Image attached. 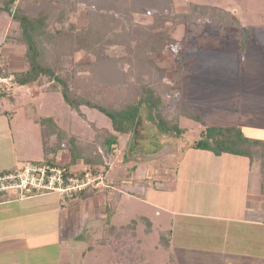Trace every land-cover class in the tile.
<instances>
[{
	"label": "rangeland",
	"instance_id": "1",
	"mask_svg": "<svg viewBox=\"0 0 264 264\" xmlns=\"http://www.w3.org/2000/svg\"><path fill=\"white\" fill-rule=\"evenodd\" d=\"M120 1L125 3L124 0ZM171 3L175 13L187 11L189 3L208 4L225 9L236 17L243 28L251 27L253 29L251 39L257 40L260 46L248 44L245 53L240 55L234 41L220 36L217 27L209 26L205 34L193 36V45L186 47L187 24L177 23L176 19L173 23L171 21V23H166L169 29H173L171 34L176 42L175 46L165 48L160 56L153 52H148L147 56L163 70L160 80L157 82L177 86L176 90H173L174 95L176 94L175 97L179 98L182 106L190 105L199 112L201 119L198 122L180 116L178 126L184 130L180 136L173 132H162L152 118V111L142 105L134 130L119 136L118 142L113 144L115 155L112 156L110 163L113 162V166H111L113 169L118 165L123 168L121 163H126L127 168L125 169L129 173V177L135 171L137 164H139L140 173L143 175L151 174L155 169L162 171L161 169H164L165 166L170 173L178 171L179 176L184 175L186 178L176 185L175 199L173 197L168 199L169 207L171 205L179 213L186 210L202 213L206 210L212 211L214 208L215 211H218V206H213V208L207 206L204 197L210 194L208 191L218 190L217 194L229 191L222 184H219V188L209 186L212 184L211 182L215 181L214 173H216V179L226 177L225 174L217 173V171L220 168L223 169L228 163L220 162L221 159L213 158L210 153L194 150L191 145L199 138L200 131L208 125H236L244 128L248 135L264 138V0H171ZM74 7V10L69 14V22L78 29L85 28L88 23L86 11L92 6H87L82 1ZM154 12L150 9L131 12V18L136 25H139L136 28V34L146 32V25L153 21L152 14ZM16 29L17 22L13 21L6 11H0V68L5 67L10 71L26 68L25 46L12 40L17 32ZM216 40L218 44L216 42L209 43ZM254 41L253 43H255ZM213 44L215 45L213 46ZM182 48H186V63L190 69L187 75L177 83L174 76L177 64L175 50ZM103 54L105 58L127 57L128 51L124 45H110L104 49ZM94 60V55L83 50L76 51L72 55V63L63 62L62 68L65 69V72L62 74L66 75L69 70H75L72 65H76L81 68L76 70V76L87 75L88 72L84 74L82 67ZM130 66L128 63H121L118 66V72L127 75L128 82L132 83L136 77L133 74H127L130 71ZM137 74L140 75V73ZM142 77L144 81H153V78L151 79L148 74H143ZM45 82L46 84L43 86L45 88L52 83ZM0 85H3L9 93L0 97V106L10 110V113L13 114L11 126L16 123L15 131H12V134L14 133V150L22 156L5 171L15 167L23 168L30 163L39 164L45 159H50L53 162V160L61 158L57 162L58 164H70L67 145H62L59 149L63 150L54 155L52 150L54 144L59 140L47 123L42 127L39 123V116H51L52 122L59 125L68 138L70 136L82 138L88 135L91 137L94 133L92 124L97 127H106L109 124L108 119L97 110L82 107L84 116L79 115L64 104L60 93L41 92L39 84L37 87L36 85L17 87L11 80H8L6 83L1 82ZM175 97L171 98L169 95L163 94L162 108L165 117L171 118L177 114L178 104ZM259 128L262 129L259 133L251 132V129L259 130ZM43 132L46 135H43ZM205 159H207L206 164L202 163V166H197L200 161ZM75 168H72L73 172L87 170L85 165ZM69 169H71L70 165ZM200 170L203 171V180L199 176ZM94 171L90 174L97 172ZM209 171L214 173L211 174ZM125 179L128 180L126 177ZM187 183L189 186L185 189ZM14 193L15 190L10 189L5 194L13 201L18 198L17 193ZM49 197L57 198L54 194ZM39 201L42 200L39 199ZM39 201L36 202L39 204V208L31 209L32 213H28L26 219H19L15 226L10 222L12 225L10 228L7 226L2 228V233L6 238L1 237L4 240H11L13 243L11 246L25 245L27 242L25 237L28 232L34 229L25 228V224H28L30 220L33 224L38 223L34 214L39 213V244H44L45 247L39 249V259H33L35 263L39 261V264H166L167 252L158 244V234L159 230L169 228V226H172L171 230H173L170 252L178 264H198L197 259L200 257L207 258L204 263L210 264L214 258L210 252L216 249L214 242L217 239L213 238V241L210 242V237H207L209 226L205 219L195 216L192 218L181 217L180 215H169L167 218L166 213L161 210L156 211V208L145 203L139 196L138 198L122 196L121 207L115 210L116 213L108 220L107 226L127 225L133 220L141 221L140 216H146L153 222V229L151 233L145 234L143 232V228L146 227L145 223L138 222L139 246L137 247V238L127 235L125 237L126 244L123 245V248L119 247L121 253L114 249L118 244L107 234L106 225L102 219H96L100 218L99 216L102 214L93 220L89 219L86 224L81 223L77 216L79 221L77 220L76 229L71 232L73 234L70 237L61 235L62 237L59 238L54 230V225L57 222V215L62 217V214L50 212L53 207L49 203L43 207ZM4 217H9V214L5 213L4 216L0 212V218ZM169 220L172 222L171 225ZM181 223L188 230L183 231L182 234L176 227ZM63 233L66 234L65 231ZM225 240L227 239H222L223 242ZM50 242L58 244L51 247ZM132 244L135 252L134 261L138 260L135 263L129 262L131 257L126 251V247ZM156 244L159 245V248H156ZM57 248L60 250L58 259ZM223 252L220 249L219 254ZM24 258L19 257L14 262L24 263ZM222 258L229 261L228 264H235L237 256L231 252L227 254V258L224 256ZM167 264L170 263L167 262Z\"/></svg>",
	"mask_w": 264,
	"mask_h": 264
},
{
	"label": "trees",
	"instance_id": "2",
	"mask_svg": "<svg viewBox=\"0 0 264 264\" xmlns=\"http://www.w3.org/2000/svg\"><path fill=\"white\" fill-rule=\"evenodd\" d=\"M82 1L92 8L86 11V27L78 29L69 22V14ZM124 1L125 3L120 0H0V11H6L17 22V32L12 40L25 46L26 64L25 69L16 71L1 67L0 76H11L10 80L16 86L37 87L39 84L41 92H58L64 104L81 116H84V107L97 110L108 119L106 127L91 125L94 130L91 137L68 138L50 118H39V123L42 126L47 123L59 140V145L54 144L52 151L56 153L65 144L70 154L69 165L77 160L85 165L87 170L78 172L80 175L86 171H97V166L114 154L113 144L118 142L119 136L134 130L142 105L152 111V118L162 132H173L180 136L184 131L178 126L180 116L200 121L199 112L190 105L182 106L179 98L175 97L173 90L177 86L157 82L163 70L147 56L148 52L160 56L165 48L175 46L176 42L171 34L173 29H169L166 23H173L176 19L177 23L187 24L186 47L193 45V36L205 34L209 26L217 27L220 36L234 41L240 55L245 53L247 44L253 37L251 27L243 28L234 15L216 6L189 3L187 11L175 13L171 0ZM145 9L155 11L152 14L153 21L146 25L145 33L136 34L139 25L131 18V12ZM110 45H124L128 51L127 57L105 58L104 49ZM79 50L95 57L92 63L83 67L81 65L84 74L88 72L87 75L76 76V70L81 69L76 65H72L75 70H69L68 74L63 75V62L72 63V55ZM186 53V48L175 50L177 64L174 76L177 83L190 69L186 63ZM121 63L131 65L127 74L136 77L134 82H128L127 75L118 72ZM143 74H148L153 81H144ZM45 81L52 83L45 88ZM2 86L0 85V97L9 94ZM163 92L177 99V114L174 117H165L163 113ZM191 146L216 156L234 154L247 158L250 163H259L260 191L264 194V140L246 136L236 125H208L200 131L199 138ZM51 162L50 159H45L39 164ZM69 165H66L67 169L72 172ZM84 190L76 195L81 196ZM140 220L150 227L151 222L147 217L140 216ZM136 224L137 221L133 220L128 225L110 228V235L118 244L114 249L119 253L120 248L126 244L125 237L136 236ZM144 231L149 232V229ZM170 234L169 230L160 233L159 241L162 246H169ZM126 251L131 257L130 263L138 261H134L133 244L128 245ZM169 262L173 264V256H170Z\"/></svg>",
	"mask_w": 264,
	"mask_h": 264
},
{
	"label": "crops",
	"instance_id": "3",
	"mask_svg": "<svg viewBox=\"0 0 264 264\" xmlns=\"http://www.w3.org/2000/svg\"><path fill=\"white\" fill-rule=\"evenodd\" d=\"M253 41L254 39H250L248 44L252 43L254 46H260L257 40L254 41L255 43H253ZM215 42L218 44L217 40L209 43ZM214 45L215 44H213V46ZM40 117L47 116H39V118ZM48 118H51V116ZM12 119L13 114L10 113V110L4 109L0 106V172L10 168L17 160H19V157H22L19 152L14 150V133L12 134V131H15L14 128L16 127V123H14V126H11ZM240 128L246 136L264 140V138L261 137L248 135L245 133L244 128ZM260 130L262 129H251V132L256 134L259 133ZM43 135H46L45 132H43ZM84 137L88 138L90 135ZM62 150L59 149L54 155L59 154V151ZM198 151L207 152L204 150ZM210 154L215 159H221L222 161L220 162L225 163L226 161V163H228L227 166L223 167V169L220 168L217 171V173L220 172L225 174V178L216 179V173L209 171L211 174H215V181L211 182L212 184H209L207 181L209 186L219 188V184H222L229 190L227 191V189H225L227 192H224V194H217L218 190L208 191L210 194L204 197V201H206L207 206H211L212 208L213 206H218V211H215L214 208L212 211L206 210L202 211V213L188 212L187 210V212L180 211L179 213L176 209H174V207H171V205L169 207L168 202V199L171 197L175 199L176 185H178L179 181L186 178L184 175H178L177 168V172L173 171L170 173L164 165L165 168L161 169L162 171L155 169L153 170V173L143 175L140 173L139 164H137L134 169L135 171L129 177V173H127V170L125 169L127 168L126 163H121L123 168L119 165L117 168L115 166L114 169L111 167L113 166V162H110L112 161V156L115 154L108 156L105 158L103 164L97 166L96 174L98 173L102 176L103 182L107 186L97 185L96 188H92L91 186L87 187L81 196L76 195L74 197H62L56 192H44L36 193L34 194L35 196L31 195L29 197H18L17 195L18 198L13 199L12 201V199H10L5 192L0 197V212L4 216L5 213H8L9 217L0 218V264H19V262H14V260L16 261L19 257H25L24 263L20 262L21 264H39V261L38 263H35V260H33L35 258L39 259V249L45 247L44 244H39V213L34 214L35 219L38 221V223H36L38 226L33 224L32 220H30L28 224H25V228H34L32 231L28 232V235L25 237V240H27L25 245L11 246L13 244L11 240H4L1 238H6L2 233V228L4 229L5 226L9 228L12 225L15 226L19 219H26L28 213H32L31 209L39 208V204H36L39 199L42 200L39 202L42 203L43 207L47 206L48 203L51 207H53L50 212H56L59 215L62 214V217L57 215V222L54 225L55 228L53 227L56 231L57 237L60 238L61 235H63V237H70L73 234H71V232H73L77 227V216H79L81 223L84 222V224H86L89 219L93 220L95 217L102 214V216H99L100 218L96 219H102L106 225L107 234L109 235L110 228L125 226V224H113L107 226L108 220H110L116 213L115 210H118V208L121 207L122 196H126L128 198H138L139 196V198H141V200L145 203L156 208V211L161 210L166 213L167 218L169 215H180L181 217L192 218L195 216L197 218L205 219L207 226H209L207 237H210V242L213 241V238L217 239V241L215 240L214 242L216 249L210 252L214 257L212 261L210 260V264H228L229 261L224 260L222 257L224 256L227 258V254L231 252H234L237 256L234 261L235 264H247V262L248 264H264V194L260 191L261 178L259 163H250L247 158L234 154H221L219 156L212 153ZM59 159L61 158H57V160H53V162H58ZM68 159L70 160V156ZM206 160L207 159L200 161L197 166H202V163L206 164ZM76 162V164L70 166L71 169L82 166L79 164L81 163L80 160H77ZM117 171H119V173H117ZM199 176L200 179L203 178L202 170H200ZM125 177L128 180H126ZM188 186L189 183L186 184L185 189H187ZM52 194L56 195L57 198L54 199L53 197H49ZM185 199H187V197H185ZM11 211L13 212L11 213ZM149 221L151 222L150 227H147L145 224L146 227L143 228V232L145 234L151 233L153 229V222L150 219ZM138 222L141 224L142 221H137L136 224L135 238H137V241L140 240V237L138 238L137 234V229L139 228L137 226ZM168 222L170 225L172 224L171 220ZM171 227L172 226H169V228L159 230L158 234V238H160L161 232L167 230L171 231L168 247L162 246L158 239V244H160L163 250L167 252L166 264L167 262L170 263L169 258L170 256H173L170 252L173 240V230H171ZM176 227L180 229L181 234L183 231L187 230V227L183 223L177 225ZM61 229L62 233L60 234ZM145 229H149V232H145ZM64 231L66 234L63 233ZM183 235L185 234L183 233ZM222 239L227 240L223 242ZM55 244L58 243H51L50 246L54 247L53 245ZM139 244L140 242H138L137 247ZM158 244H156V248H159ZM220 249L224 251L221 254H219ZM59 251L60 250L57 248V259L59 257ZM206 260L207 258L200 257L197 259V262H199L198 264H205L204 262H206ZM173 264H178L174 256Z\"/></svg>",
	"mask_w": 264,
	"mask_h": 264
},
{
	"label": "built area",
	"instance_id": "4",
	"mask_svg": "<svg viewBox=\"0 0 264 264\" xmlns=\"http://www.w3.org/2000/svg\"><path fill=\"white\" fill-rule=\"evenodd\" d=\"M10 79L11 76H0V82L6 83ZM90 173L86 171L80 175L57 162L30 163L23 168H11L0 172V197L10 189H14L18 197H29L44 192H56L62 197H72L90 186H107L100 174Z\"/></svg>",
	"mask_w": 264,
	"mask_h": 264
}]
</instances>
